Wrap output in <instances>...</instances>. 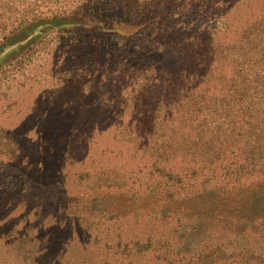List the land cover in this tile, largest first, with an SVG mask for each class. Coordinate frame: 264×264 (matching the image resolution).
Segmentation results:
<instances>
[{
  "label": "rangeland",
  "instance_id": "374dc122",
  "mask_svg": "<svg viewBox=\"0 0 264 264\" xmlns=\"http://www.w3.org/2000/svg\"><path fill=\"white\" fill-rule=\"evenodd\" d=\"M194 1L173 0L163 33L226 48L256 28L260 40L264 0ZM119 29L69 26L35 38L25 28L0 42V264H264L262 125L249 131V176L221 192L199 178L163 198L137 170L143 162L111 141L134 116L107 94L120 65L174 70L184 53ZM80 119L100 121L102 134L76 149Z\"/></svg>",
  "mask_w": 264,
  "mask_h": 264
},
{
  "label": "trees",
  "instance_id": "16d2710c",
  "mask_svg": "<svg viewBox=\"0 0 264 264\" xmlns=\"http://www.w3.org/2000/svg\"><path fill=\"white\" fill-rule=\"evenodd\" d=\"M17 1L0 0V42L25 28L31 37L41 38L69 26L108 34L130 27L133 35L161 37L183 50L174 70L127 65L121 70L120 65L107 94L108 100L121 99L120 109L134 116L118 123L111 141L126 150H120L125 157L143 162L137 170L156 183L163 198L174 199L175 190L182 192L199 178H208L221 192L231 180L249 176V131L260 124L264 132V26L260 40L255 28L224 48L211 40L163 33L173 15V0H22L29 3L22 8L15 6ZM178 9L182 11L176 15L193 12ZM100 124L78 120L70 146L80 149L95 133L101 136ZM127 245L122 254L129 255Z\"/></svg>",
  "mask_w": 264,
  "mask_h": 264
}]
</instances>
